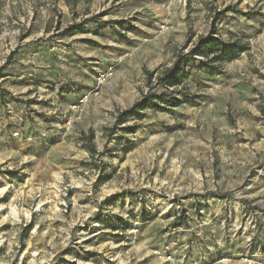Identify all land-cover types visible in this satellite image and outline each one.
<instances>
[{"label":"rangeland","instance_id":"374dc122","mask_svg":"<svg viewBox=\"0 0 264 264\" xmlns=\"http://www.w3.org/2000/svg\"><path fill=\"white\" fill-rule=\"evenodd\" d=\"M0 190V264H264V0H0Z\"/></svg>","mask_w":264,"mask_h":264},{"label":"trees","instance_id":"16d2710c","mask_svg":"<svg viewBox=\"0 0 264 264\" xmlns=\"http://www.w3.org/2000/svg\"><path fill=\"white\" fill-rule=\"evenodd\" d=\"M69 2V0H66ZM245 50V46L240 45L238 43H230V42H222L221 40L214 39L213 37H201L195 47L191 50V55H205L210 56L213 55V57L210 58V62L215 61H224V60H232L234 59L240 52ZM183 61L186 60V57H181ZM205 67H207L210 70V73H214V70L216 67H212L210 63H204ZM178 75L173 73L172 70H167L163 75L159 77V80L162 82H166L170 85H175L177 83L176 79ZM153 107L157 108L158 105L154 103V99L151 95H145L140 101L136 102L132 107L129 109H126L124 111H121L117 115V122L123 123L128 118H137L141 119L143 117L142 110ZM125 130L132 131L134 129L133 126H128L124 128ZM84 138L87 139V141L91 144L93 147V132H90L89 134L83 133Z\"/></svg>","mask_w":264,"mask_h":264},{"label":"built area","instance_id":"2783aa9c","mask_svg":"<svg viewBox=\"0 0 264 264\" xmlns=\"http://www.w3.org/2000/svg\"><path fill=\"white\" fill-rule=\"evenodd\" d=\"M114 65H108L103 70L99 71L97 75V83L96 87L93 89L95 94H98L99 91L103 87H111L113 85V78H114ZM88 101V95H84L81 97L76 103L72 105L73 111L76 113H81L83 111V107ZM73 120L72 118L68 121V124Z\"/></svg>","mask_w":264,"mask_h":264},{"label":"crops","instance_id":"0c3cea01","mask_svg":"<svg viewBox=\"0 0 264 264\" xmlns=\"http://www.w3.org/2000/svg\"><path fill=\"white\" fill-rule=\"evenodd\" d=\"M206 250H207V249H206ZM206 250H205V251H206ZM218 252H221V248H218ZM208 254H209V251H208Z\"/></svg>","mask_w":264,"mask_h":264},{"label":"bare ground","instance_id":"6f19581e","mask_svg":"<svg viewBox=\"0 0 264 264\" xmlns=\"http://www.w3.org/2000/svg\"><path fill=\"white\" fill-rule=\"evenodd\" d=\"M1 191V190H0Z\"/></svg>","mask_w":264,"mask_h":264}]
</instances>
